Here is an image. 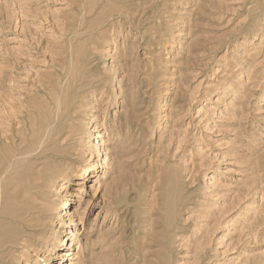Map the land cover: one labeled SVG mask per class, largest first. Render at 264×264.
Segmentation results:
<instances>
[{
  "label": "rangeland",
  "instance_id": "rangeland-1",
  "mask_svg": "<svg viewBox=\"0 0 264 264\" xmlns=\"http://www.w3.org/2000/svg\"><path fill=\"white\" fill-rule=\"evenodd\" d=\"M42 170L5 264H264V0H0L2 204Z\"/></svg>",
  "mask_w": 264,
  "mask_h": 264
},
{
  "label": "bare ground",
  "instance_id": "bare-ground-1",
  "mask_svg": "<svg viewBox=\"0 0 264 264\" xmlns=\"http://www.w3.org/2000/svg\"><path fill=\"white\" fill-rule=\"evenodd\" d=\"M38 134L40 133L34 132L32 136H38ZM43 134L44 133L42 132V135ZM37 145L34 143H31V145L21 148L17 154L25 155V154L33 153L34 151H36ZM102 160L104 161L105 158ZM14 171L15 170L13 169V172ZM46 172H47L46 170H42L41 172L35 173V174H33L30 171H24L22 173H18L17 177L16 178L14 177V180L17 179V184H16L15 191L10 198L11 203H9L8 205L2 204L3 194H1L0 192V226L3 225L1 221L21 223L20 221L22 220V218L28 214L29 209L32 207L31 199L34 196L33 190L39 187L40 185L39 181H41V183H44L49 178V175ZM63 205L64 206L62 208L57 207L60 209L59 213L67 211L66 207L68 206V200H64ZM13 237L14 235H13V231L11 228H6V226H4V230H2L0 227V264H5V261L7 260L6 251L10 248L9 246L14 242ZM65 237H63V240L61 239V242H59V244H64ZM66 242L67 244H69L70 238ZM54 246L55 247L58 246L56 242L54 243ZM72 255L73 254L70 252V249H69L67 251H64L63 257H67V259L72 260L74 258L72 257ZM53 264H63V263L56 262Z\"/></svg>",
  "mask_w": 264,
  "mask_h": 264
}]
</instances>
